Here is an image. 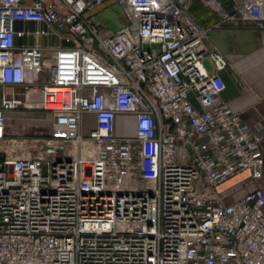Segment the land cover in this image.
Segmentation results:
<instances>
[{"label": "built area", "instance_id": "1", "mask_svg": "<svg viewBox=\"0 0 264 264\" xmlns=\"http://www.w3.org/2000/svg\"><path fill=\"white\" fill-rule=\"evenodd\" d=\"M105 1L0 0V264H264V191H219L264 176V115L222 97L232 65L192 0H117L115 32L92 13ZM200 1L216 27L264 28V0ZM18 109L52 112L50 133L11 137Z\"/></svg>", "mask_w": 264, "mask_h": 264}, {"label": "crops", "instance_id": "2", "mask_svg": "<svg viewBox=\"0 0 264 264\" xmlns=\"http://www.w3.org/2000/svg\"><path fill=\"white\" fill-rule=\"evenodd\" d=\"M26 1L30 3L32 0ZM191 12L200 25L209 30V42L217 47L232 65L220 72L226 83L222 97L229 102L233 111L242 113L247 123L259 125L264 115V28L216 27L220 20L219 15L210 8H204L200 0H192ZM39 27L45 28V25L40 24ZM22 39L19 38L18 43H24ZM46 44L47 41L43 45ZM17 91L22 93L23 87H18ZM125 116L130 121L136 117L134 114ZM85 118L95 119L96 115L85 113L83 121ZM53 123L54 119L50 126ZM84 132L82 124V133ZM248 177L249 173L246 171L220 186L219 191L226 204L243 198L257 188L264 191V176L256 182L247 184Z\"/></svg>", "mask_w": 264, "mask_h": 264}, {"label": "rangeland", "instance_id": "3", "mask_svg": "<svg viewBox=\"0 0 264 264\" xmlns=\"http://www.w3.org/2000/svg\"><path fill=\"white\" fill-rule=\"evenodd\" d=\"M97 15L103 32H115L124 27L128 21L124 14L123 6L117 0H106L97 5L92 11ZM36 37H24L23 42L28 44L35 41ZM45 44L46 38L39 39ZM7 119L8 133L11 137L20 139H33L44 137L50 133L54 116L52 112L46 110H15L14 112H5ZM96 118H85L83 121L84 135H89L94 126L97 125ZM137 131L136 117L131 121L125 114H119L115 120V134L118 137L135 136Z\"/></svg>", "mask_w": 264, "mask_h": 264}, {"label": "trees", "instance_id": "4", "mask_svg": "<svg viewBox=\"0 0 264 264\" xmlns=\"http://www.w3.org/2000/svg\"><path fill=\"white\" fill-rule=\"evenodd\" d=\"M127 19V18H126Z\"/></svg>", "mask_w": 264, "mask_h": 264}]
</instances>
